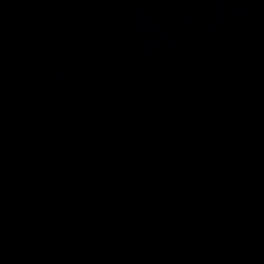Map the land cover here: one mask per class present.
<instances>
[{
    "label": "water",
    "instance_id": "water-1",
    "mask_svg": "<svg viewBox=\"0 0 264 264\" xmlns=\"http://www.w3.org/2000/svg\"><path fill=\"white\" fill-rule=\"evenodd\" d=\"M0 264H264V0H0Z\"/></svg>",
    "mask_w": 264,
    "mask_h": 264
}]
</instances>
